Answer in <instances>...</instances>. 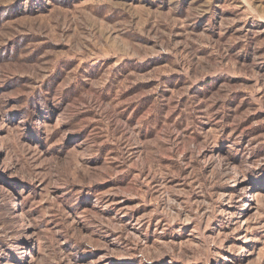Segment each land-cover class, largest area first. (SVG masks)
<instances>
[{
  "label": "rangeland",
  "instance_id": "374dc122",
  "mask_svg": "<svg viewBox=\"0 0 264 264\" xmlns=\"http://www.w3.org/2000/svg\"><path fill=\"white\" fill-rule=\"evenodd\" d=\"M0 264H264V0H0Z\"/></svg>",
  "mask_w": 264,
  "mask_h": 264
}]
</instances>
